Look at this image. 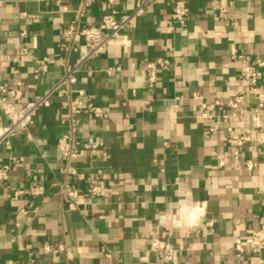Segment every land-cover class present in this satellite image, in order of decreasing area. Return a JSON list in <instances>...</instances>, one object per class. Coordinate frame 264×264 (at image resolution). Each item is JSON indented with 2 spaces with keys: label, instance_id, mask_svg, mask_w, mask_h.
Segmentation results:
<instances>
[{
  "label": "crops",
  "instance_id": "obj_1",
  "mask_svg": "<svg viewBox=\"0 0 264 264\" xmlns=\"http://www.w3.org/2000/svg\"><path fill=\"white\" fill-rule=\"evenodd\" d=\"M176 1L189 9L184 25L172 21ZM215 1L228 7L224 18ZM137 2L114 0L113 9L120 17ZM105 3L93 0L81 24H101L111 13ZM83 4L0 0V87L21 91L18 110L62 77L61 32ZM124 34L129 46L107 47L87 61L74 87L83 94L74 98L101 110L84 108L77 115L75 143L102 147L70 165L88 179L103 171L110 194L89 197L70 181L79 189L76 208L58 194L69 178L57 145L71 133V115L69 98L55 95L30 126L0 147V167L10 166L8 181L0 184V264H166L155 254L142 260L153 238L178 250L169 264H264V250L239 255L234 247L236 236L250 238L264 225L258 192L264 147H245L237 161L224 142L229 134L264 133V116L260 130L246 119L222 118L232 114L226 105L234 94L248 91L233 53L264 58V0H159ZM76 46L71 64L86 50L81 41ZM149 62L167 63L153 86ZM215 102L226 107L203 108ZM255 104L247 98L249 112ZM9 125L0 109V127ZM244 161L257 166L249 170ZM32 187L44 194L32 196ZM18 191L23 194L16 200ZM185 199L204 214L195 227L176 229L163 218L170 204ZM47 246L53 252L46 253Z\"/></svg>",
  "mask_w": 264,
  "mask_h": 264
},
{
  "label": "built area",
  "instance_id": "obj_2",
  "mask_svg": "<svg viewBox=\"0 0 264 264\" xmlns=\"http://www.w3.org/2000/svg\"><path fill=\"white\" fill-rule=\"evenodd\" d=\"M58 3L64 0H51ZM93 0H84V4L80 10L77 11L76 18L62 30L63 43L60 45L62 52V61L64 62V73L60 80L43 94L36 96L29 104L21 110L16 108L15 102L21 98V91L19 89L7 91L0 87V109L9 118L10 125L0 127V147L8 144L10 140L16 135L20 129H25L33 122V118L37 111L49 108L52 104V99L55 95L61 94L69 98L68 109L71 115L70 126L71 133L59 140L57 149L60 152L65 163L63 169L64 174L69 178L58 189V194L72 207L79 205V189L72 185L73 181L82 186L84 192L89 197H107L111 189L107 183L106 174L99 170L94 178L88 179L84 174L78 173L70 164L81 158L86 152L97 154L102 145L98 143H89L82 146H77L75 143L74 130L77 127L78 121L76 117L84 108L90 113L99 114L101 110L89 104L87 107L83 105L80 98H74V94L80 97L83 95L81 91L75 90L77 84L78 73L81 67L89 60L100 56L107 47L126 48L130 41L124 34L125 31L133 28L138 20L142 17L147 9L159 2V0H138L135 8L129 14L117 17L114 11V0H106V7L111 10V13L103 18L101 24L98 26H84L80 22V18L84 16L85 9L89 7ZM213 7L217 10L220 18H224L228 13V7L220 6L217 1L213 3ZM189 9L186 2L176 1L172 8V21L184 25L187 21ZM81 41L85 47V52L80 55V58L74 63L69 62V55L71 52H77L76 43ZM232 59L241 65L240 77L247 84L248 91H239L228 101L227 107L232 111V114L223 113V119L239 118L242 120H249L256 129L262 128V118L264 116V91L261 90V82L263 80L264 58L251 57L238 53H233ZM160 68H167V63L156 64L149 62L146 65L148 73V82L153 86L156 82L157 72ZM47 65L44 63L40 71L45 73ZM252 97L256 99V104L252 112H249L247 106V98ZM12 99V102L9 99ZM222 102H215L212 105H203V108L213 110L215 107H226ZM209 118V114L203 115ZM213 131V129L211 130ZM231 132V130H229ZM225 145L233 150V158L237 161L242 160V150L251 145L256 144L264 147V133L259 132L256 138H253L248 133L229 134L224 139ZM246 167L252 170L257 166L252 161H244ZM10 166L0 167V184H5L9 179ZM261 197V206L264 209V185L258 190ZM29 193L32 196H40L44 194L42 187H32ZM23 191L15 193L17 200ZM234 247L239 255L247 251L253 254H258L264 250V225L250 238H241L236 236L234 240ZM46 253L53 252L49 246L44 248ZM178 250L167 242L153 238L150 240L145 260L149 254H155L162 262L172 263ZM30 264H34L33 261Z\"/></svg>",
  "mask_w": 264,
  "mask_h": 264
},
{
  "label": "clouds",
  "instance_id": "obj_3",
  "mask_svg": "<svg viewBox=\"0 0 264 264\" xmlns=\"http://www.w3.org/2000/svg\"><path fill=\"white\" fill-rule=\"evenodd\" d=\"M174 208L176 209L175 215L172 214ZM203 214L204 208L185 199L178 204H170L163 219L169 221L172 227L183 230L195 227L200 222Z\"/></svg>",
  "mask_w": 264,
  "mask_h": 264
}]
</instances>
